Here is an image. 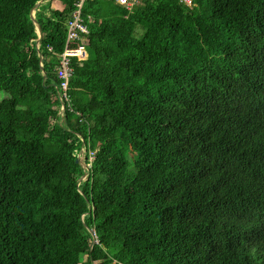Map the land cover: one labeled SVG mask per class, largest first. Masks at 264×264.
Here are the masks:
<instances>
[{"label": "trees", "instance_id": "trees-1", "mask_svg": "<svg viewBox=\"0 0 264 264\" xmlns=\"http://www.w3.org/2000/svg\"><path fill=\"white\" fill-rule=\"evenodd\" d=\"M39 1L0 0V264H264V0L86 1L62 115L79 0L38 42Z\"/></svg>", "mask_w": 264, "mask_h": 264}, {"label": "built area", "instance_id": "built-area-1", "mask_svg": "<svg viewBox=\"0 0 264 264\" xmlns=\"http://www.w3.org/2000/svg\"><path fill=\"white\" fill-rule=\"evenodd\" d=\"M86 1H94V0H79L77 4V10L74 13V18L68 23V39L64 53L62 54L61 61V74L62 78L61 83V91L58 94V98L62 104V114L65 109V101H69L68 96V88L69 82L72 78L73 69L71 67L72 56H77L80 60H84L87 58L88 53L84 45L80 46L78 49L72 50L69 48V43L71 40L79 38L78 32H88V28L84 23L81 17V10ZM115 4L124 7L128 12H132L133 9L140 3L141 0H111ZM181 2L186 3L187 5L193 4V0H180ZM93 157L91 158V161ZM91 166V164H89Z\"/></svg>", "mask_w": 264, "mask_h": 264}, {"label": "rangeland", "instance_id": "rangeland-1", "mask_svg": "<svg viewBox=\"0 0 264 264\" xmlns=\"http://www.w3.org/2000/svg\"><path fill=\"white\" fill-rule=\"evenodd\" d=\"M51 3V1L49 2V4ZM46 12H48L47 10H46ZM36 12H35V10H34V14H35ZM45 13V12H44ZM45 14H47L48 15V13H45ZM138 29H140V30H142L143 28L140 26ZM59 107H60V115H62V104H60L59 105ZM80 160V163H83V162H85L86 163V149H85V147H83L80 151H78L77 153H76V161L77 160ZM79 164V163H78ZM82 166V165H81ZM83 167V169H84V173H87L86 174V176L89 174V165H88V167H85V166H82ZM86 176H84L83 174H78L77 176H76V178L78 179V182L80 183V182H82L83 180H85V178H86ZM81 259L83 260L84 259V257H82L81 256Z\"/></svg>", "mask_w": 264, "mask_h": 264}, {"label": "water", "instance_id": "water-1", "mask_svg": "<svg viewBox=\"0 0 264 264\" xmlns=\"http://www.w3.org/2000/svg\"><path fill=\"white\" fill-rule=\"evenodd\" d=\"M46 0H41L39 1L36 6L34 7V9H32L31 11V16L32 18L34 19L35 21V24L37 25V29H38V33H39V37H38V42L41 40L42 38V35H43V31H42V28L40 26V24L37 22V20L35 19V14H34V10H36L43 2H45ZM65 110V109H64ZM77 163L81 164L82 166H85V167H88V164L83 162V163H80V160L78 159L76 161ZM87 173H84V176H86Z\"/></svg>", "mask_w": 264, "mask_h": 264}, {"label": "crops", "instance_id": "crops-1", "mask_svg": "<svg viewBox=\"0 0 264 264\" xmlns=\"http://www.w3.org/2000/svg\"><path fill=\"white\" fill-rule=\"evenodd\" d=\"M46 1H48V0H46ZM65 6H66V4L61 0H52L50 3V7L52 10H64ZM35 12H36V10H35Z\"/></svg>", "mask_w": 264, "mask_h": 264}]
</instances>
